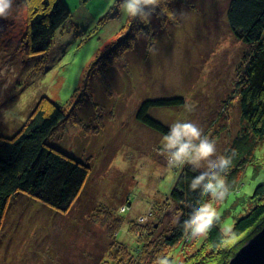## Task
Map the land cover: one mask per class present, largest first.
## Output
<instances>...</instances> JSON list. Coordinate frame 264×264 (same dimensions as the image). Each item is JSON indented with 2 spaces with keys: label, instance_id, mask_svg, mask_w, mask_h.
<instances>
[{
  "label": "rangeland",
  "instance_id": "obj_1",
  "mask_svg": "<svg viewBox=\"0 0 264 264\" xmlns=\"http://www.w3.org/2000/svg\"><path fill=\"white\" fill-rule=\"evenodd\" d=\"M169 1L165 16L153 14L147 33L134 35L131 50L101 59L111 60L107 65L98 57L132 36L124 26L130 17L120 9L121 0H63L69 21L56 34L48 58H30L19 47L29 14L40 11L41 0L25 6L24 0H13L7 18H0V137L14 136L37 108L47 112L46 100L66 116L51 136L55 146L88 168L82 191L64 210L25 195L11 198L0 224V264H104L110 232L132 251L142 239L138 230L136 236L129 234L128 222L144 228L155 224V236L174 226L173 208L160 209L185 165L169 170L157 151L163 136L135 121L142 101L181 97V108L150 114L168 127L177 121L196 123L216 141L218 154H225L242 131L238 94L242 58L250 48L229 31L230 0ZM150 46L154 51L147 50ZM253 154L237 186L228 184L230 195L213 201L226 234L241 213L239 199L264 182V141L257 142ZM128 200L130 210L119 213ZM119 217L123 223L117 224ZM255 235L245 236L241 248ZM209 254L206 250L205 264ZM171 260L181 264L184 254L177 251Z\"/></svg>",
  "mask_w": 264,
  "mask_h": 264
},
{
  "label": "trees",
  "instance_id": "obj_2",
  "mask_svg": "<svg viewBox=\"0 0 264 264\" xmlns=\"http://www.w3.org/2000/svg\"><path fill=\"white\" fill-rule=\"evenodd\" d=\"M32 1L24 0L23 5H28ZM169 2L161 0L154 15L165 16L164 11L167 10ZM64 4L63 0H41L38 4L40 11L38 9L31 11L25 40L21 46L19 45L25 55L30 58L34 56L48 58L56 34L69 21L70 13ZM225 20L234 39L250 48L248 59L246 58L248 54L242 58L246 61L242 67V86L238 94L242 131L232 140L225 153L227 155L235 151L232 164L226 173V182L237 186L240 170L245 169L251 160H255L253 150L257 142L264 141V0H230ZM127 22L124 25L128 28L127 35L132 36H124L110 47V50L115 51L111 50V53H108V49L104 55L101 54V57H98L101 62L105 61L101 60L104 57L110 59L109 54L113 52L119 55L131 50V39L133 42L134 35L147 33L146 24L138 17H130ZM1 30L0 24V32ZM40 62L46 63L44 59ZM105 62L107 65L111 60ZM44 105L49 106L47 112L37 108L14 136L0 137V224L8 208L7 203L15 196L25 195L41 202L43 206L64 210L80 194L86 182L87 165L76 161L56 147L55 140L51 139L54 131L65 121L63 110L46 100ZM183 105L181 97L144 100L136 110L135 121L163 136L168 133L169 127L153 117L151 111L181 108ZM245 129L247 132L243 137L242 132ZM199 172V169L193 170L192 166L186 164L170 193L166 195L168 200L160 212L173 208L174 215L178 216L168 232L155 236L153 234L155 224L150 228H144L145 226L128 222L129 234L136 236L135 232L138 230L142 234L140 236L142 239L136 240L133 252L128 244L117 242L114 231L110 232V253L104 264H135V258L141 261L139 264H155L158 257L167 255L171 259L177 251L184 254L185 260L181 264H205L206 250L210 252L208 264H228L236 251L243 246L245 236L251 232L257 234L264 227V182L256 186L246 199H239L241 213L233 217L234 223L227 234L222 231L218 222L202 241L199 238H190L183 227V222L188 219L192 208L210 199L202 197L199 190L193 192L189 188L191 178ZM122 208L130 210L129 200L122 204ZM126 211L122 212L119 209V213ZM121 221L123 220L119 217L117 224L123 223ZM202 245L206 246L203 250ZM187 248H194V251L187 253Z\"/></svg>",
  "mask_w": 264,
  "mask_h": 264
},
{
  "label": "clouds",
  "instance_id": "obj_3",
  "mask_svg": "<svg viewBox=\"0 0 264 264\" xmlns=\"http://www.w3.org/2000/svg\"><path fill=\"white\" fill-rule=\"evenodd\" d=\"M12 3L13 0H0V18H7ZM160 3L161 0H121L120 9L129 17H138L147 24ZM147 50L154 51L151 46ZM185 109L188 112L194 111L191 105H185ZM160 145L158 154L164 156L169 170L186 164L192 166L193 170L203 167L198 175L191 178L189 188L193 192L199 190L202 197L210 199L192 208L188 219L183 222V227L190 238L206 236L220 221V213L211 201L221 202L230 195L226 173L232 164L235 151L227 155L218 154L216 141L191 121L172 123L168 133L161 138ZM120 211L126 209L122 208ZM155 264H172V261L169 256L164 255L158 257Z\"/></svg>",
  "mask_w": 264,
  "mask_h": 264
},
{
  "label": "water",
  "instance_id": "obj_4",
  "mask_svg": "<svg viewBox=\"0 0 264 264\" xmlns=\"http://www.w3.org/2000/svg\"><path fill=\"white\" fill-rule=\"evenodd\" d=\"M228 264H264V227Z\"/></svg>",
  "mask_w": 264,
  "mask_h": 264
}]
</instances>
